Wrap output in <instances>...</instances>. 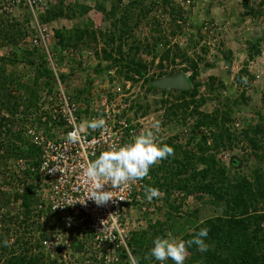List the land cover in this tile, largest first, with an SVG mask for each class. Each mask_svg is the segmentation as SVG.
<instances>
[{"label":"trees","instance_id":"trees-1","mask_svg":"<svg viewBox=\"0 0 264 264\" xmlns=\"http://www.w3.org/2000/svg\"><path fill=\"white\" fill-rule=\"evenodd\" d=\"M4 1L0 0V3ZM45 1L49 7L40 16V22L45 24L59 19L82 20L81 24L73 26L72 29L55 30L53 36L47 40L58 61L60 60L61 63L68 61L66 55L84 48L95 49L96 54L100 56L97 47L100 41H103L107 47L101 48V57L112 64L111 67H107L108 69L115 64L129 66L124 75L125 80L134 83L144 80L150 88L158 90L153 84L154 77L147 76V65L144 62L135 59H130L129 62L125 60L124 40L131 35L134 26L138 27L148 18L155 5L162 6L164 11L168 12L170 25L176 27L172 34H182L184 30L181 23H186L183 6H176L175 0H128L127 3H124V0H108L111 2L109 8L105 0H95L94 5L88 2L89 0L74 3H67V0ZM17 7L23 8L28 13L30 11L23 6V3ZM3 9L0 5V48L18 47L22 43H29V38L32 40L36 37V34H33L34 30L29 26L28 14L25 24H20L17 19H11L10 13ZM134 18L136 22L132 26L130 23ZM94 20L99 21V26L103 22L111 21V23L103 30L102 26L95 25ZM160 43L168 44L169 40L165 35L160 34L159 37L154 38L151 48L149 45L146 46L149 47L147 52H152ZM41 46L25 47L20 54L14 51L0 55V211L2 210L0 264H65L47 252L43 245L44 239L67 231L55 223V216L49 208H39L42 199L39 195L40 176L28 170L14 174L8 169L9 161L17 159H24L35 166L39 165L40 148L25 135L26 124L39 123L45 128V134L51 137L53 130L59 124L58 118L52 113L54 95L58 91L57 76L55 70L49 66L46 53ZM135 49L136 53L140 51L139 46ZM176 50L179 48L176 47ZM256 52L259 53V50L256 49ZM174 56L171 57L168 50L164 52L161 60L175 62V58L180 55ZM181 58L182 62H187V67L192 69L191 73H186L191 88L178 92L180 101L172 106L171 113L177 117V110L181 109L184 112L183 126L188 119H194V123L188 127L190 138L186 142L187 146L192 144L193 139L197 138V132L202 128H208L211 132L201 136L196 147L197 151L188 150L187 146L181 150L182 146L172 140L164 143L174 148V155L163 159L162 164H155L150 168L146 185L160 190L161 199L169 204L173 213L167 212L166 221L155 218L153 223L149 222L145 228L132 235L129 246L133 258L138 264L157 263L148 253L157 236L178 233V226L174 225V222L175 213L179 209L171 200L174 198V192H182L186 197L193 196L192 212L186 211L184 221L189 227L195 225L192 227L193 231L183 235V240L191 239L201 228L209 229L206 238L209 250L201 252L193 245L187 249L185 264H264V169L259 164L256 165L252 170V176L249 177L236 172L235 169L239 167L238 160L233 161L230 168H226L217 157L221 151L232 149L240 141L239 136L231 132L228 127L232 122L233 109L223 112L217 110L213 113L201 111L200 108L208 99L203 95L199 96V84L194 82L200 73L199 63L186 53H182ZM20 65H23L22 71L19 69ZM72 74V68L69 72L58 73L66 89V81ZM245 74H249L246 68L236 75L237 81H243ZM213 87L212 83L211 89ZM44 92L45 100L42 96ZM162 93L168 94L165 90ZM72 97L74 98L73 95ZM112 97L114 98L113 95L110 98ZM244 100L247 101L246 98ZM262 102L264 104V94ZM129 106L132 109L133 105ZM84 113L86 116L90 114L88 110ZM123 116H127L125 111ZM251 129L252 127L246 128L241 135L252 146L251 156L264 162L262 140L264 123L256 126L253 135L249 134ZM168 159L172 161L170 165H166ZM162 172L164 173L161 174ZM186 175L187 177H181ZM143 198L144 203L140 205V209L143 210L145 206L146 210L142 214L148 212L147 207L150 202H158L160 199L154 198L148 201L145 192ZM206 203L212 204L217 209V214L202 219L201 210ZM16 204H19L20 209L14 212L12 208L14 209ZM157 210L150 209L149 213ZM168 219L173 225L167 223ZM70 232L74 233L72 237L75 235L73 241L72 237L71 239L67 237L70 246L82 253L84 249L83 243L79 241L80 230ZM5 240L8 241L7 246L3 243ZM63 250L64 248L59 247L56 255L63 253ZM120 257L121 262L118 264H130L126 252ZM86 260H89L88 264H104L98 261L93 253L85 257L81 256L75 264H84ZM166 264H173V261L169 259Z\"/></svg>","mask_w":264,"mask_h":264},{"label":"rangeland","instance_id":"rangeland-1","mask_svg":"<svg viewBox=\"0 0 264 264\" xmlns=\"http://www.w3.org/2000/svg\"><path fill=\"white\" fill-rule=\"evenodd\" d=\"M75 1L84 0H67L66 2L74 3ZM105 1L107 8H109L111 2ZM88 2L94 5L95 0H89ZM127 2L128 0H124V3ZM175 3L176 6H183L185 10L186 23H181L184 30L183 33L173 35L172 31L176 27L175 25H170L168 12H165L162 6L155 5L148 18L144 19L138 27L134 26L135 18L131 21L130 25L134 26V28L131 35L124 40L123 46L125 60L129 62L130 59H135V61L144 62L147 65V76L158 80L175 76L179 73L186 75V73L192 72V69L187 67V62H182V53H186L192 59H196L199 63L200 73L194 82L199 84V96L203 95L208 99L200 110L213 113L217 110L223 112L232 108L234 113L232 112V122L228 124V127H230L231 132L237 134L240 138V141L232 149L221 151L217 157L226 168H230L231 163L238 160L239 167L235 169L236 172L251 177L252 170L256 165L259 164L264 169V162L263 160L258 161L253 155L251 156L253 152L252 146L241 133L246 128L252 127L249 134L253 135L252 133L256 126L264 123V104L262 102L264 94V0H175ZM0 5L10 13L11 19H17L20 24H25L28 14L30 19L29 26L34 30L33 34L38 36L40 35L39 30L43 29L46 24L51 25L53 33L49 39L57 29H72L73 26L82 23L80 19H59L44 24L40 22V16L44 13L39 11L32 12L31 10L28 13L23 8L17 7L18 5H12L11 0H5ZM33 13L38 16L35 17ZM101 17L103 16L101 15ZM94 21L95 25L97 27L102 26L103 30L104 27L106 29L111 23V21L103 22L99 26V21ZM160 34L165 35L169 43H160L152 52L148 53L147 51L149 47L151 48L154 38L159 37ZM25 44L27 45L24 46ZM33 45L29 41V43L25 42L14 48L10 46L0 48V55L14 51L20 54L22 49ZM148 45L149 47L146 48ZM104 46L107 47L103 41H100L97 47L100 56L92 48H84L68 55L64 53L68 61L65 60L62 63L57 60L55 52L51 50L48 43L46 45L42 44L41 49L46 53L49 66L56 70V73L69 72L71 68L73 69L72 76L66 81L67 89L63 82L61 83L80 103L82 108L92 111L96 107V96L109 90V86L116 81V83L121 84L125 88L127 105H133L132 109H130L131 106H128L131 120H141L145 132L153 131L158 143L164 144L172 140L175 144L182 146L181 150H183V147L187 146V140L190 138L188 127L194 123V119H188L186 125L183 126L184 112L179 109L177 110V117L172 115V106L180 101L179 91H170L166 95L160 89L150 88V85L146 84L144 80L135 83L125 80L124 75L129 66L115 64L108 69L107 67L112 65L111 62L101 57V48ZM138 46L140 51L136 53L135 47ZM176 47L179 50H176ZM256 49L259 50V53L256 52ZM168 50H170L171 57L180 55L175 58V62H172V60H161L164 52ZM116 57H118L117 54ZM245 68L249 72V74L243 76L247 78V82H238L236 75ZM19 69L22 71L23 65H20ZM251 77L253 79H250ZM212 83L214 87L211 89ZM42 96L43 100H45L46 93H42ZM244 97L247 101L244 100ZM144 112L146 114L143 115L142 113ZM27 125L29 124L25 126ZM210 132L208 128H202L197 132V138L193 139L192 144L186 148L197 151L196 147L200 142L201 136ZM262 140L264 141V136ZM210 142L211 140H209ZM162 163L163 160L159 161L157 165ZM171 163V160H166V165ZM181 177H187V175ZM179 193L184 195L182 192H174V198L171 200L179 209L175 213L176 221L174 222V225L176 224L179 230H177V234H171V236L183 240V235L193 231L192 227L195 226L189 227V224L184 221L186 211L192 212L194 203L193 201L190 202L185 195L184 197L179 196ZM153 208L158 209L157 212L149 213V210ZM18 209H20L19 204H16L14 209L12 208L14 212L19 211ZM147 210L148 212L144 213V216L148 217L152 223L155 218L166 221L167 212L173 213V210L163 198L158 199V202H150ZM142 212L143 210L136 211L134 215L141 216L143 215ZM1 213L2 210L0 211V216ZM216 214L217 209L212 204L206 203L201 210L200 216L202 219H206ZM167 223L173 225L170 219L167 220ZM166 228L168 227L166 226ZM72 234L74 233L69 232L68 236H66V233H62L64 240L68 243V248L67 244L65 246L66 249L64 248L65 256L64 254L62 255V252L52 255L65 264H75L81 256L85 257L92 253L88 235L79 237L84 249L81 253L70 246L69 239H71ZM67 237L69 238L68 240ZM11 243H13V240H11Z\"/></svg>","mask_w":264,"mask_h":264},{"label":"built area","instance_id":"built-area-1","mask_svg":"<svg viewBox=\"0 0 264 264\" xmlns=\"http://www.w3.org/2000/svg\"><path fill=\"white\" fill-rule=\"evenodd\" d=\"M12 4L27 7L32 12L44 13L48 4L45 0H11ZM39 13V14H40ZM35 17L36 13H33ZM51 25L39 30V36L29 40L35 46L47 44L52 35ZM56 71V70H55ZM54 71V72H55ZM58 91L54 95L52 113L56 115L59 124L53 130L52 137L45 134V128L39 123L25 126V135L40 148L39 165H32L24 159L10 160L8 169L14 174L30 171L40 176L39 208L47 207L55 216V223L62 226L68 233L80 230V238L89 235L91 249L98 261L104 264H118L120 255L126 252L130 264L133 255L130 250L132 235L145 228L150 222L144 214L133 217L134 209L144 203L143 193L147 177L138 180L123 192L114 191L115 202L97 206L93 200H87L90 185L83 176V168L88 161L95 159L101 152L109 150L111 145L123 146L132 142L133 138L145 132L142 121H132L126 104L125 88L114 81L109 90L99 93L96 97V107L86 116L80 103L62 85L58 73ZM111 95L114 96L112 99ZM123 111L127 116H123ZM103 118L106 121L104 129H85L81 133L83 139L76 144L67 143L65 136L74 126L83 121ZM238 126V124H237ZM95 153V156L93 155ZM103 182V181H102ZM104 190H109L107 182ZM22 191V188L20 189ZM184 197L182 194H178ZM160 195L158 198H161ZM193 201L192 196H187ZM188 202V201H187ZM145 206H143L144 212ZM62 234L44 239L43 245L54 255L59 247L66 249ZM65 250L63 254L65 256ZM86 260L85 264H88ZM160 264V263H156Z\"/></svg>","mask_w":264,"mask_h":264},{"label":"clouds","instance_id":"clouds-1","mask_svg":"<svg viewBox=\"0 0 264 264\" xmlns=\"http://www.w3.org/2000/svg\"><path fill=\"white\" fill-rule=\"evenodd\" d=\"M242 80L247 82L246 77H243ZM105 127L106 121L103 118L83 121L66 134L65 141L71 144L79 143L83 139L81 133L85 129L95 131ZM93 155L95 156V153ZM173 155L174 148L168 144L158 143L155 133L151 130L142 132L135 136L132 142L123 146L111 145L109 150L101 152L95 159L81 165L83 176L90 185V194L87 200H93L97 206L106 205L109 201L115 202L114 189L123 192L131 184L147 177L153 165ZM104 182H107L109 190H104L106 185ZM144 192L148 201L161 195L158 188L148 185L145 186ZM136 211H141L140 206L131 213L135 218L140 217L134 215ZM208 234L209 229L204 227L187 241L173 238L171 234L157 236L153 240V247L148 255L160 264H166L169 259L173 261V264H185L188 255L187 249L193 245L201 252L209 250V244L206 243ZM3 243L7 246L8 241L5 240ZM133 264H138L135 258H133Z\"/></svg>","mask_w":264,"mask_h":264},{"label":"water","instance_id":"water-1","mask_svg":"<svg viewBox=\"0 0 264 264\" xmlns=\"http://www.w3.org/2000/svg\"><path fill=\"white\" fill-rule=\"evenodd\" d=\"M154 86L160 90L170 91H184L191 88V84L187 76L179 73L175 76L164 77L153 82Z\"/></svg>","mask_w":264,"mask_h":264}]
</instances>
